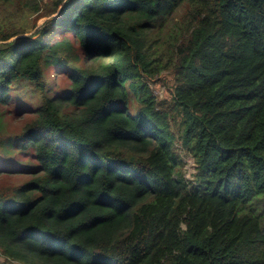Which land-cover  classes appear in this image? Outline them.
I'll return each instance as SVG.
<instances>
[{
  "label": "trees",
  "instance_id": "trees-1",
  "mask_svg": "<svg viewBox=\"0 0 264 264\" xmlns=\"http://www.w3.org/2000/svg\"><path fill=\"white\" fill-rule=\"evenodd\" d=\"M9 106L7 264H264V0H0Z\"/></svg>",
  "mask_w": 264,
  "mask_h": 264
},
{
  "label": "rangeland",
  "instance_id": "rangeland-1",
  "mask_svg": "<svg viewBox=\"0 0 264 264\" xmlns=\"http://www.w3.org/2000/svg\"><path fill=\"white\" fill-rule=\"evenodd\" d=\"M47 2L49 0H40ZM44 25V22L40 24V28ZM38 29H33L31 25L26 27V32L27 36H31L34 32H36ZM54 75L55 72L53 73L51 70H49V78L51 81V92H49V96H51L54 88ZM62 77V76H61ZM65 75L61 78V80H65ZM159 80H155L154 85H150V88L153 90L154 95L159 99L163 100L166 99L169 96L168 88L173 85V78L169 76L166 73H163L160 77ZM60 83V74L58 75V78L56 79V85H59ZM12 108V106L9 107H2L0 108V113L3 114V120H2V125L4 126V133H8V131L12 130H17L20 131L22 128L23 122L20 120H15L14 116H12L9 112V110ZM181 158L182 161L184 162V168L183 171L185 173V177L188 180H193L194 179V174L196 173V165L194 162V159L187 153H181ZM25 177H19L20 181L25 180ZM0 264H7L5 261V257L0 255ZM17 264V263H16Z\"/></svg>",
  "mask_w": 264,
  "mask_h": 264
}]
</instances>
